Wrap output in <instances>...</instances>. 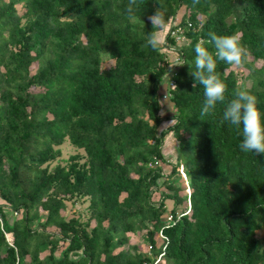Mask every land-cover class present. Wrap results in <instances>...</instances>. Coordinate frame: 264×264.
Wrapping results in <instances>:
<instances>
[{
	"label": "trees",
	"instance_id": "1",
	"mask_svg": "<svg viewBox=\"0 0 264 264\" xmlns=\"http://www.w3.org/2000/svg\"><path fill=\"white\" fill-rule=\"evenodd\" d=\"M127 3L0 0V264H149L161 228L157 264H264V155L243 152L237 128L221 123L245 80L264 113V0H139L134 17ZM159 5L164 42L153 50ZM176 18L180 43L168 35ZM210 32L241 33L251 59L241 81L217 59L225 101L201 115L204 89L189 73ZM169 51L188 64L168 73L177 87H166L172 111L161 116ZM167 133L176 155L166 172ZM65 140L75 152L51 164ZM179 164L189 194L171 178Z\"/></svg>",
	"mask_w": 264,
	"mask_h": 264
},
{
	"label": "clouds",
	"instance_id": "2",
	"mask_svg": "<svg viewBox=\"0 0 264 264\" xmlns=\"http://www.w3.org/2000/svg\"><path fill=\"white\" fill-rule=\"evenodd\" d=\"M193 3H198V0H193ZM139 6V0H128L126 14L129 17H134ZM165 11L159 5L154 14L148 17L152 31L148 34L146 43L153 50H158L164 42L162 29L166 23ZM208 36V40L202 39L195 45V70L189 73L193 77V88L199 84L204 89L201 115L209 114L211 110L215 109L218 102L225 101L226 75L222 79V74L217 72V59L228 65L240 66L248 58V52L242 44L241 33L217 35L210 32ZM206 44L214 45L215 53L209 51ZM186 63L182 55L178 53L175 60L169 64L168 78V73L173 67L183 66ZM173 86L177 87L174 84ZM257 104V96L242 84L235 90L234 98L227 103L221 123L228 122L237 128L242 136L239 147L243 152L264 155V113L258 109Z\"/></svg>",
	"mask_w": 264,
	"mask_h": 264
},
{
	"label": "rangeland",
	"instance_id": "3",
	"mask_svg": "<svg viewBox=\"0 0 264 264\" xmlns=\"http://www.w3.org/2000/svg\"><path fill=\"white\" fill-rule=\"evenodd\" d=\"M181 13V11L180 12H178V14H180ZM180 40H178V42H179ZM177 42V43H178ZM175 53L173 52V51H169L168 52V58L170 59V60H174L175 59ZM251 58H250V56H248V58H247V61H249ZM112 63V60L111 59H104L102 62H101V64L103 65V66H107V65H109V64H111ZM253 64L255 65V66H259L260 65V60H256L255 62H253ZM248 67L245 65V64H242V65H240V66H235V72H237V77H238V81H241V80H243V78H245L246 76H244L248 71ZM245 84L246 85H248V81H246L245 80ZM162 110V109H161ZM160 110V111H161ZM162 114H161V116H166V115H163V113H165V112H161ZM167 124H169V122H164V124H163V126H165V125H167ZM168 134V133H167ZM166 141V143H169L171 146H169V148L171 149V148H173L172 146H174V145H176V142H175V138L171 135H169L168 136V139H166L165 140ZM168 148V147H167ZM73 152H75V149L73 148V146L72 145H70L69 144V142L67 141V140H65L61 145H60V154H59V156L57 157V158H55V159H53L52 161H50V163L51 164H53L54 162H62V163H64L66 160H67V157H68V155L69 154H71V153H73ZM78 152H81V153H83L81 150H78ZM164 153V158H165V161L168 163H170L171 164V162L173 163V161H175V159L171 156V154H170V152L169 151H164L163 152ZM167 167H170V165L168 166L167 165ZM164 169H165V167H164ZM169 169V168H168ZM164 171H168V170H164ZM181 175L179 174V175H177L176 173L173 175V176H171V178H174V180H175V183H177L178 185H180V187H182V185H183V179L184 178H182V177H180ZM161 189L162 190H164V191H166V190H168L165 186H162L161 187ZM183 192V191H182ZM157 196V193H155L154 194V198ZM83 204V203H82ZM171 205H172V199H170V198H166L165 199V206H166V212L168 211V209L171 207ZM6 212L9 214V211H7L6 210ZM67 215H71V214H74L75 213V211H74V206H73V204H72V201L71 200H66L65 201V211H64ZM167 215V214H166ZM165 215V216H166ZM51 229H53V230H56L55 228H51ZM258 234V236H259V238H260V241H261V243L262 244H264V230H260V231H258L257 232ZM158 238V237H157ZM130 242H133V243H137V244H139V246L141 247V248H145V251L147 252V247H145L143 244H141V238L138 236V235H132V236H130ZM159 241V240H158ZM158 243V242H157ZM161 264H163V261H161Z\"/></svg>",
	"mask_w": 264,
	"mask_h": 264
},
{
	"label": "built area",
	"instance_id": "4",
	"mask_svg": "<svg viewBox=\"0 0 264 264\" xmlns=\"http://www.w3.org/2000/svg\"><path fill=\"white\" fill-rule=\"evenodd\" d=\"M177 23H178V19L176 18L174 20V22L172 23V25L169 26V28H168V35L172 36V38H173V40L175 42H178V40H180L178 42V43H180V42L185 40V34L183 32L182 26L178 25ZM187 25H190V22H187ZM170 77L171 76L169 74V78H167V81H166V84H165L166 87L171 86L174 83V79L170 78ZM168 95H169L168 92L163 93V96H165V97L168 96ZM158 163H159V159H157L155 157H153V160L148 161V165L149 166H154V165H156ZM177 169L180 172L181 177L184 178L183 179L184 180L183 181L184 191L187 194H189V186H188L187 176L184 174L181 164L178 165ZM188 209H189V201L187 200L185 210H188ZM178 215H179V213H177V217H178ZM165 219H166V223L165 224H167L169 221L172 222V219H173L172 214L171 213H167V215L165 216ZM0 221H1V219H0ZM157 237H158L159 243H162V248H161L160 252L156 254V256L154 257L153 261L151 263H149V264H157L161 260L162 253L164 252V245L167 242V236L162 232V228L158 230Z\"/></svg>",
	"mask_w": 264,
	"mask_h": 264
},
{
	"label": "crops",
	"instance_id": "5",
	"mask_svg": "<svg viewBox=\"0 0 264 264\" xmlns=\"http://www.w3.org/2000/svg\"><path fill=\"white\" fill-rule=\"evenodd\" d=\"M165 92H166V86L163 83L161 85V88H160V93H162L161 99L163 101L162 104H161V109L162 110L160 112H165V113H163V115H169L171 113V111H172V107H171L170 102L167 100V97L163 96V93H165ZM168 136H169V134H167V138H165V140L168 139ZM165 140L162 143V152L169 151L171 156L174 158L175 155H176V145L172 146L173 148L170 149L169 146H171V145L169 143H166ZM168 163L166 162L165 164H163V170H169L168 168H170V167H167V165L169 166L170 164H168ZM164 167H165V169H164Z\"/></svg>",
	"mask_w": 264,
	"mask_h": 264
}]
</instances>
